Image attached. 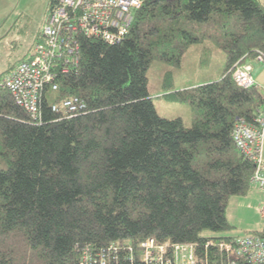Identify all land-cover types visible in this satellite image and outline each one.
I'll list each match as a JSON object with an SVG mask.
<instances>
[{
    "label": "trees",
    "instance_id": "1",
    "mask_svg": "<svg viewBox=\"0 0 264 264\" xmlns=\"http://www.w3.org/2000/svg\"><path fill=\"white\" fill-rule=\"evenodd\" d=\"M205 25L226 50L219 78L172 91L165 72L162 96L192 108L184 126L157 114L146 74L154 60L179 65ZM77 42L78 66L45 90L39 120L0 89V264H80L85 250L135 251L147 238L195 243L201 264H248L214 249L235 237L208 234L229 232L228 199L253 189L232 132L264 97L231 69L264 61V0H145L120 42ZM69 98L83 105L72 117L51 110ZM250 233L264 237V225Z\"/></svg>",
    "mask_w": 264,
    "mask_h": 264
},
{
    "label": "built area",
    "instance_id": "2",
    "mask_svg": "<svg viewBox=\"0 0 264 264\" xmlns=\"http://www.w3.org/2000/svg\"><path fill=\"white\" fill-rule=\"evenodd\" d=\"M143 4L144 0H55L41 30L43 42L35 43L30 56L19 61L0 79V89L11 93L16 105L32 117H39V102L45 86L50 85L56 90V83L75 72L78 66V37L98 39L108 44L120 42L128 32L132 15ZM257 59L261 60L262 56L257 55ZM233 80L239 86L253 85L252 66L249 63L239 65ZM62 107L68 113H77L83 105L77 98H69L63 100ZM52 109L57 110L55 106ZM257 121L259 126L238 122L233 138L257 164L251 186L263 195L258 211L264 216V114ZM252 129L257 132L252 133ZM248 141L252 147L247 146ZM234 236L232 244L221 242L214 249L218 252L222 249L232 252L234 249L236 258L264 264V237L254 234ZM208 244L203 247L205 253L212 248ZM196 246L195 243L157 242L147 238L138 245L136 252L131 248L120 251L113 245L92 253L85 250L80 264H201L195 254ZM231 264L237 263L232 261Z\"/></svg>",
    "mask_w": 264,
    "mask_h": 264
},
{
    "label": "rangeland",
    "instance_id": "3",
    "mask_svg": "<svg viewBox=\"0 0 264 264\" xmlns=\"http://www.w3.org/2000/svg\"><path fill=\"white\" fill-rule=\"evenodd\" d=\"M51 0H0V79L19 61L31 54V47L40 32L49 12ZM170 2V1H168ZM195 29H199L197 26ZM198 42L189 45L180 59V64L170 66L163 59L151 62L147 70V91L160 117L180 118L184 126H190L194 114L186 103L168 101L163 97L165 72L172 71V91L196 87L217 80L223 70L226 50L217 45L212 36V27L202 26ZM209 29V30H207ZM252 76L259 92L264 90V63L254 60ZM264 155V142H263ZM263 195L254 189L244 196H232L225 207V216L233 227L229 232L208 234L211 237L249 235L264 225V216L259 213Z\"/></svg>",
    "mask_w": 264,
    "mask_h": 264
},
{
    "label": "bare ground",
    "instance_id": "4",
    "mask_svg": "<svg viewBox=\"0 0 264 264\" xmlns=\"http://www.w3.org/2000/svg\"><path fill=\"white\" fill-rule=\"evenodd\" d=\"M145 1V0H144ZM133 16H134V14L132 15V20H131V23H130V26H131V24H132V21H133ZM130 26H129V28H128V31H129V29H130ZM128 33V32H127ZM127 35V34H126ZM125 35V36H126ZM124 36V37H125ZM257 55H259V54H257ZM257 55H256V57H255V59H254V61L255 62H258V63H263L264 61H263V59H261V60H258L257 59ZM245 64H247V63H245ZM250 64V63H249ZM239 65H244V63H241L240 61H238V62H236L234 65H233V67H232V69H231V77H232V80H233V74H234V72H235V70H236V68L239 66ZM251 65V64H250ZM252 78H253V76H252ZM253 81H254V79H253ZM233 82L238 86V87H241V88H243V89H248V88H251V87H255V88H257V86H256V84H255V82L253 83V85H250V86H248V87H243V86H239L234 80H233ZM57 84V83H56ZM45 89L47 90V89H51V91H57L58 90V84H57V89L56 90H53L52 89V86H50V85H46L45 86ZM261 93V92H260ZM10 95H11V97H12V99H13V101H14V98H13V96H12V94L10 93ZM42 99V98H41ZM79 101V100H78ZM15 102V101H14ZM62 102H63V100L61 101V102H59V103H57V104H54V105H52L51 106V110L53 111V112H58V113H62L63 114V116L65 117V118H70V117H72V115L71 114H76V112H73V113H68V112H66L65 111V109L62 107ZM80 102V101H79ZM16 104V103H15ZM39 104H40V102H39ZM53 106H55L56 108H57V110L55 111V110H53L52 108H53ZM19 107V106H18ZM21 108V107H20ZM24 112H26L31 118H33L34 120H39V117H37V118H34V117H32L26 110H24L23 108H21ZM262 114H264V109H262V110H259L258 112H257V114H256V117L252 120V123H249V122H247L245 119H239L236 123H235V125H234V128H233V131H234V129H235V127H236V125H237V123L238 122H241V121H243V122H245L246 124H249V125H254V126H259V123H258V119L261 117V115ZM251 132L252 133H255V132H257V129H252L251 130ZM232 138H233V132H232ZM233 143H234V146H235V148L240 152V154L246 159V160H248V161H250V162H252L253 164H254V172H253V174H252V176H251V178H250V184H251V180H252V178L254 177V175H255V173H256V170H257V164H256V162L253 160V159H251L249 156H247L237 145H236V143H235V141H234V138H233ZM247 146L248 147H252V143L250 142V141H248L247 142ZM142 242V241H141ZM141 242H139L138 243V245L141 243ZM138 245H137V247H138ZM136 247V248H137ZM124 248V247H123ZM125 248H127V247H125ZM136 248H135V251L134 252H136ZM127 249H129V248H127ZM132 249V248H131ZM234 254H235V256L237 255L236 254V250H234ZM113 257H115V256H112L111 258H113ZM239 258H242L244 261H246L248 264H254V263H252V262H249L248 260H246V259H244L243 257H239ZM233 261H235V260H233ZM232 262V261H231ZM231 262H229L228 264H231ZM236 262V261H235ZM237 263V262H236ZM238 264V263H237Z\"/></svg>",
    "mask_w": 264,
    "mask_h": 264
},
{
    "label": "crops",
    "instance_id": "5",
    "mask_svg": "<svg viewBox=\"0 0 264 264\" xmlns=\"http://www.w3.org/2000/svg\"><path fill=\"white\" fill-rule=\"evenodd\" d=\"M261 95L264 97V90H263V91H261Z\"/></svg>",
    "mask_w": 264,
    "mask_h": 264
}]
</instances>
